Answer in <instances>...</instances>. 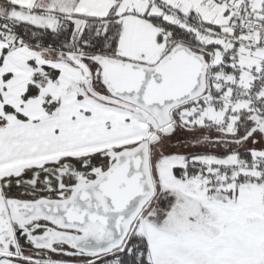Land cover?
<instances>
[{
  "label": "snow or ice",
  "instance_id": "snow-or-ice-1",
  "mask_svg": "<svg viewBox=\"0 0 264 264\" xmlns=\"http://www.w3.org/2000/svg\"><path fill=\"white\" fill-rule=\"evenodd\" d=\"M0 264H264V0H0Z\"/></svg>",
  "mask_w": 264,
  "mask_h": 264
}]
</instances>
